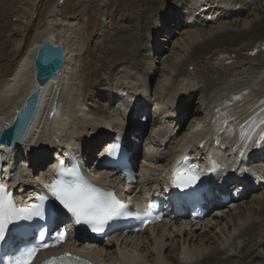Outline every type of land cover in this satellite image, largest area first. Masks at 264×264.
Here are the masks:
<instances>
[{"label": "bare ground", "instance_id": "6f19581e", "mask_svg": "<svg viewBox=\"0 0 264 264\" xmlns=\"http://www.w3.org/2000/svg\"><path fill=\"white\" fill-rule=\"evenodd\" d=\"M118 1L119 10L116 8L112 13L113 16L117 15L115 21L119 23L118 26L109 32L107 30V34L104 29L101 30L102 40L95 43L93 40L84 46L77 35L83 28L80 25L82 17L80 19L63 16L58 6L62 0H58L50 7L44 23L36 28L32 40L12 73L0 75L1 130L12 121L25 98L34 88L33 59L42 43L50 38L56 43L62 41L65 45L67 52L65 65L60 74L45 88L39 110L27 136L12 149L0 147V177L10 188L12 183L19 180L15 193H23L22 199L27 203L36 199L38 191L41 192L45 188V183H51L54 180L55 165L66 160L72 151L87 152L85 160L89 159L91 163H94V155L91 154L93 148L104 146L108 142L105 140L109 139L111 142L115 132L128 139V132L117 125L128 119L127 108L138 96L148 102L150 107L153 105L156 107H153L154 113L150 122V116L144 115L142 119L140 118L143 123L146 121L149 134H145L147 136L143 139L145 153L144 161L138 172L139 178L135 182L133 193L126 194L130 199L139 195L146 200L152 191L159 189L162 176L165 175L167 168L177 161L180 154H185V162L190 160L189 155L191 154L196 157L195 163L211 160L212 154L218 151V149L204 147L207 142H210L211 136L218 131H221L223 136L228 135L234 127L239 126L238 123L236 124L239 117L235 115L236 108L233 106L235 109L231 106V108L226 107V110L222 112L223 119L214 120L211 126L207 124V117L206 120L203 118L201 110L208 112L210 116L215 111L214 109L225 106L231 98L248 92L256 95L259 89L263 90L264 77L262 79L261 75L264 68L262 69L261 66L249 65L248 62L249 66L222 67L217 70L215 66L210 65V60L215 51L224 49L226 60L231 58L232 61H236L237 58L240 61L241 57L246 56L241 53V50L251 47L255 41L264 43V19L262 18L264 17V0H254V3L251 0H218V4L222 2L224 6L210 7L209 11L214 13L222 10L224 15L230 14V18L221 16L216 20L222 19V22L219 21L216 25L211 26L210 24L207 26L209 28L202 26L199 29L195 28L199 31L194 30L192 33L187 31L182 34H180L179 27L187 24L186 16H184L187 13H182L185 18H181L180 9L177 6L181 8L187 4L188 0ZM195 1L199 9L200 5L207 6L211 3V0ZM108 3L109 5L114 4L111 0ZM232 4H235V7L232 8ZM127 7L129 10H125ZM236 7L241 8L240 11H237ZM238 14H240L239 18ZM172 18H175L178 24L171 21ZM203 23V20L196 19L195 25L197 27ZM172 27L173 30H171ZM146 31L154 32L152 37L163 34L166 38L169 34L173 35L172 37L180 34L185 45L180 38L177 40L182 43L184 49L190 46V51L186 57L179 52L165 54L161 43L156 42L152 37H147V34L145 37ZM88 53H90V58L87 56ZM253 55L264 63V54L255 52ZM156 63L164 66L161 69L162 73H170L169 68L172 65L178 69L173 82L170 83L167 75L157 76ZM190 66L194 67L195 72L192 71L194 74L190 72ZM103 70H106L107 74L103 75L100 80L88 84L84 94L87 85L86 77ZM185 78L198 80L196 83L193 81L190 83L191 81ZM59 85H63L62 89L67 91L66 99H61L57 94ZM255 85L259 86L258 90L254 88ZM150 86L153 87L152 92L147 95L148 93L145 94V92L150 90ZM182 86L189 100L192 101L193 98V106L187 105L189 102L183 104L186 101L183 99L184 94L180 96L179 101H173L169 105L170 98L176 95L179 97L177 92L181 91ZM53 87H55L53 97L46 101ZM237 90H239V95L236 93ZM169 92L175 96L169 98ZM262 94L264 95V92ZM54 96L58 101L60 100L59 111L56 106L49 108L55 99ZM156 97L159 98L156 100ZM250 102L251 99L246 103ZM176 104L178 108H174ZM253 104L252 102L251 105L255 106ZM165 105L167 108L164 107ZM183 105L185 127L184 122L179 121L177 113L179 107ZM48 109L54 113L53 120H49L46 116ZM137 110L148 112L150 108L144 109L143 106H138ZM190 115L194 116L191 122ZM204 115L206 116V113ZM254 116L249 118L246 116L247 119L243 120L242 124H258L255 121L259 119L255 120ZM175 120L180 123L178 130H175L177 125L173 126L174 129L171 128ZM217 121L220 123L216 124ZM110 124L116 126L111 127ZM138 124H141V121H136V116H134L132 124L128 122L127 126L133 125L134 128V125ZM103 125H106L108 131L103 128ZM182 127L184 128L180 131ZM144 128L142 130L145 131ZM238 130L235 129L239 132ZM205 135H208L206 143L196 149L197 142ZM130 136L136 145H140L142 138ZM260 138L264 141V138ZM225 139L226 137L222 143ZM128 141L135 146L133 141L130 139ZM263 141L257 146L255 145L257 142L253 140L245 148H241L237 142H233L232 146H230L231 143L225 142L224 155L228 156L226 158L224 155L221 156L224 160V167L214 168L219 176L218 192L229 191L230 185L235 182L238 186L236 192H241L242 188L247 185L242 194L246 192L249 185L255 186L252 194L242 201L238 199V196H234L236 201L232 202H236L237 205L233 209L226 210L227 202H229V198H226V204L212 211L200 224L195 225L187 221L171 224L164 221L148 227L142 233L116 234L106 242H90L80 238L78 239L79 245L68 243L59 249L81 250L95 264H264V225L261 226L263 222L257 219L264 217V192L256 193L262 186L259 182L260 173L256 168L264 167L262 164L264 162ZM87 142L91 143L90 146L85 148L80 146L81 143ZM96 144L98 146H95ZM132 144L129 148H136ZM141 146H138L133 154L134 163L137 161L138 149ZM188 146L194 148L191 154ZM52 148L56 150L52 151ZM108 151L109 148L106 147L100 154H95V157L107 155ZM48 152L51 154L47 155L43 161L38 159ZM201 153L205 159H202V156L199 157ZM230 160L231 163H228ZM236 162L238 163L237 169ZM47 165H50L49 168ZM242 170H245L243 174L246 177H243ZM91 173L93 174L92 171ZM110 180L122 191L128 187L122 177L114 175L109 177ZM140 185L147 189L141 191ZM211 188L213 189L214 185ZM210 243L214 246H207V244L212 245ZM114 244L118 245L117 249H112ZM249 244L252 247H249Z\"/></svg>", "mask_w": 264, "mask_h": 264}, {"label": "rangeland", "instance_id": "374dc122", "mask_svg": "<svg viewBox=\"0 0 264 264\" xmlns=\"http://www.w3.org/2000/svg\"><path fill=\"white\" fill-rule=\"evenodd\" d=\"M57 1L58 0H0V75H10L12 73L16 63L21 58V56L25 52L27 46L29 45L30 41L32 40V37H33V34H34L36 28L40 24L44 23L50 7ZM109 1L110 0H94V1L93 0H62V2L58 5L60 7L59 8L60 9V13L63 16L77 17V18H80V19L82 17L80 25L83 28L81 30V33H77V35L80 37V42H83L84 46H86L88 42L90 43L93 40H94V43L96 41L102 40L103 36H102V34L100 32L101 30L104 29V31L106 33L107 30L109 32V31H111L112 29H114V28H116L118 26L119 23H117L115 21L117 15L113 16L112 13H113V11L116 8L119 10V8H118L119 6H117L119 1L118 0H111L115 5L112 4V3H111V5H109L110 4V3H108ZM140 1L141 0H139V2ZM212 1H213V3H212ZM210 2L211 3H209L207 6L205 4L200 5V9L198 7H196L197 5L195 4L196 3L195 0H188L187 4L183 5L181 8H180V6H177V8L180 9L181 18H185L184 16H186L185 20H187L186 21L187 24L181 25L179 27V29H181L180 34H182L183 32L186 33L187 31H189L191 33L194 32V30L195 31H199L198 29L201 28L202 26H206L207 27L210 24H211V26L216 25L217 23H219V21L222 22V19L216 20L217 18H219L221 16H223L222 18H224L225 16L227 18L228 17L230 18V16H229L230 14L229 15L228 14L224 15L225 13H222V10L221 11L217 10L214 13L210 12L209 11L210 7L224 6V4L222 2L218 4V2H219L218 0H211ZM251 2L254 3V0H251ZM188 5H189L190 8L188 7ZM225 5H228V4H225ZM239 5H241V4H239ZM194 7H195V9H194ZM231 7L232 8L235 7V4H232ZM196 9H198V11ZM235 9H237V7ZM240 9L241 8L237 9V11H240ZM242 9H244V8H242ZM125 10H129V7L125 8ZM188 12H189V14H188ZM190 12L192 14H190ZM194 12H195V14H193ZM182 13H184V14L187 13V14L184 15ZM101 14L102 15L104 14L105 17L101 16ZM197 14H199V15H197ZM201 14H202V16H200ZM208 14H210V15H208ZM192 15H193V17H192ZM204 15L205 16L207 15L208 19H207V16L203 17ZM237 16L239 18L240 14H238ZM262 18L264 19V17H262ZM196 19L203 20L204 23L201 26L197 25V27H196V25H195ZM170 20L173 21L175 24H178V21L175 18H172ZM192 20H194L193 23H192ZM191 24H192V26H191ZM195 28H198V29H195ZM207 28H209V27H207ZM173 29L174 28L172 27L171 30H173ZM153 33L154 32H152V31H150L149 33H148V31H146L145 37H146V34H147V37L150 38V37H152ZM180 34H176L174 37H172L173 35L171 36L169 34L166 38L164 37L163 34H157V37L154 36V37H152V39L155 40L156 42L161 43V45L163 46L165 54H168L169 52H179V54H182L183 57L184 56L186 57L187 53H189V51H190V46H186V48L184 49V47L182 46V43H180V41L177 40V38H180V40H182ZM258 39H261V38H258ZM258 43L259 42L255 41L252 44L251 47L241 50L242 51L241 53L243 55L245 54L246 56L245 57H241L240 61H239V59L237 60V58H236V61L235 60L232 61L231 58H230L231 61H230L229 58H227V60H226V57L224 55L225 54L224 49H219V50L214 52L215 54L213 53V55H211L212 59L210 60V62H211L210 65L211 66H215L217 68V70L221 69L222 67H233L234 66V67L237 68V67L249 66L251 64L252 65H256V66H261V68L263 69L264 68V63H262L261 60H259L257 58V56L253 55V53H255V52H257V54L260 53L261 55L264 54V43L263 42H260L259 44ZM256 44H257V46H256ZM183 45H185L184 41H183ZM261 49H262V51H261ZM87 56H88V58H90V53H88ZM181 59H183V58H181ZM253 59H255V60H253ZM242 61H244V62H242ZM240 62H242V63H240ZM248 62H249V65H248ZM156 67H158L157 68V74H158L157 76L158 77L161 74H163L165 76L167 75V77H169L170 83L173 82L174 76L178 72L177 71L178 69L176 67H174V65H172L169 68L170 73H168V72L162 73L161 72V69L164 67L161 63H156ZM189 70H190V72L192 74H194L195 71H194V67L193 66H190ZM192 71H194V72H192ZM106 74H107V71L103 70L101 72H97V73L92 74L90 77H86V84L87 85L85 86V84H84V86H85L84 94L87 91L86 87L88 86V84H90L93 81L95 82V81L100 80L102 78V76L106 75ZM157 76H156V78H157ZM263 77H264V71H263V73L261 75L262 79H263ZM185 80H188V81L190 80L191 81V82L189 81L190 83H192V81H193V83H196L197 82L196 80H198V79L194 80L192 78L191 79L185 78ZM188 81H186V82L188 83ZM155 82H156V80L152 83V86H154ZM186 82H184V83H186ZM54 88L55 87L52 88V91H51L50 94L48 93V96L46 97V101L50 100L53 97ZM62 88H63V85H59L58 86L57 94L59 95V97L61 99H66L67 98V96H66L67 95V91H65ZM152 88L150 86V90L148 92H145V94H147V93H148L147 95L151 94ZM183 88L184 87L182 86L181 87V91L177 92V94H179L178 95L179 97H177V95L176 96L173 95V93L172 94H170V92L168 93L169 98H170V96H173V97L175 96L176 97V98L175 97L174 98H170L169 99L170 102H168V104L169 103L171 104V102H173V101L174 102L179 101L180 100V96L182 94H184L183 99H186V101L183 104H187L189 102L187 105L193 106V98H192V101H191V99L189 100L188 96L186 95V91H185V89L183 90ZM254 88L256 90H258L259 86L255 85ZM261 89L258 90L256 95L253 92H248L246 94H242V95L240 94L239 95L238 94L239 90H237L238 92L236 91V93H237V95H239V97L231 98V99L228 100V102H227V104L225 106L222 105L221 107H217L216 109H214L215 111H213V114L210 115L211 117L208 115V112H206L204 110H201V112H202V114L204 116L203 118L206 120V117H207V124L209 123V125L211 126V123L214 124V120H216L218 118L219 119H223L222 112L226 110V107L228 108L230 106L231 107L233 106V107L236 108V114L235 115H237V118L239 117V119L237 120L236 124L238 123L239 126L236 125L237 127L236 128L234 127V129L231 132H229L228 135H224V137H226V139H225L226 143L227 144L231 143L230 146L233 145V142H237L239 144V146L241 145V148H245L247 146V144L250 143L253 140L257 142V143H255V145H257V146L262 144L263 139L261 140L260 137L264 138V130H263V127H264V107H263L264 103H262V102H264V95L262 94L264 92V87H263V90H261ZM87 94L89 95L90 93L88 92ZM54 97H55L56 100L54 99L52 101V103L50 104L49 108L51 109L53 106H56L57 110L59 111V107L58 106L61 105L60 100L58 101L57 97L56 96H54ZM158 98L156 97L155 99L157 100ZM250 99H251V102L249 104L246 103ZM160 100L162 101V98ZM166 100L168 101V97L166 98ZM61 101H63V100H61ZM140 102H141V104H140ZM252 102L254 103L253 105H255V106L251 105ZM147 103L148 102H146L144 99H140L139 96H138L137 99L133 100L132 103L127 108L128 120L126 121V124L128 122H131V124H132V119H133L134 116H136V121H137V120H141L144 115L150 116L149 117V122H150L151 117L153 116V113H154L153 107H156V106L153 105V106H151L152 107L151 108ZM138 106H143L144 109L146 107H149L150 110L148 112H146V110H145V112H142L141 110H137ZM177 106H178V104H176L174 106V108H178ZM164 107L167 108V105H165ZM183 108H184V105L179 107V109L177 110V113L179 114V121H183V118H184V110H183ZM235 108H233V109H235ZM47 112H48V115L46 114V111H45V114H46L47 118L49 120H53L55 118L54 113H51L49 109H48ZM205 113H206V116L204 115ZM247 114H249V115H247ZM246 116H247V118H249L250 116H254L255 120L259 119V120L255 121V123L258 122V124H259V123H261V121H262V123L259 124V125L258 124H254V123L253 124H247V123L242 124V121L247 119ZM189 119H190V122L193 121L194 116L190 115ZM183 122H184L183 124H184V127H185L186 120L183 121ZM217 123L219 124L220 122L217 121L216 124ZM253 125H255V126L253 127ZM173 126L174 127L176 126L175 130H178L180 128V123L177 120H175L174 123L172 124V127H171V128L174 129ZM184 127H182L180 129V131ZM251 127L253 129H251ZM209 129H211V127ZM235 129H237V130L239 129L238 130L239 132L235 131ZM257 131H258V133H257ZM148 132L149 131L146 130L145 134H149ZM255 134H257V135H255ZM146 136L147 135L143 136V139L146 138ZM236 137H237V140H236ZM139 138L141 139V137H139ZM141 142H140V145H142V146L139 147V149H138L139 153H138L137 159L140 156H142V158H143L144 157V153H145L144 141H141ZM90 144L91 143H88V142L87 143H81L80 146L85 148L87 146H90ZM95 146H98V144H96ZM54 148H52V151L56 150ZM257 149H261V148H257ZM51 152L46 153V155L42 154L38 159L43 161L44 158L47 155L51 154ZM219 153H220L219 154L220 157L222 155H224V148H222V150H219ZM227 156L228 155H224V157H227ZM143 161H144V159H143ZM228 163H231V160ZM262 164H264V162ZM140 167H141V165L139 166V168ZM256 169L260 173L259 182L262 183V186H260L258 188L256 193L262 194L264 192V167H259V168H256ZM243 172H245V170H242V175H243V177H246L243 174ZM25 173H27V172H25ZM235 179H236V177H235ZM230 186L231 187H230L229 191H231L233 199L229 198L228 199L229 202H230V200H231V202L232 201H236L234 199L235 195L238 196V199L240 201H242L243 199H245L248 196H250V194H252V192L254 191V187H255L253 185H249L248 189L246 190V192L244 194H242L244 192L245 188H247V185H245L242 188L241 192H236V189L238 187L236 185V182L234 184L230 185ZM229 202H227L228 203V207L226 208V210L233 209L235 207V205H237L236 202L235 203L232 202V205ZM225 213H226V211H225ZM252 218H254V217L252 216ZM263 218L264 217L257 218L260 222H263V223H261V226L264 225V219ZM210 244H212V245L207 244V246H214L213 243H210ZM117 246L118 245L114 244L112 246V249H117ZM249 247H252V245L249 244ZM261 252H262V250H261Z\"/></svg>", "mask_w": 264, "mask_h": 264}, {"label": "snow or ice", "instance_id": "6c2138e0", "mask_svg": "<svg viewBox=\"0 0 264 264\" xmlns=\"http://www.w3.org/2000/svg\"><path fill=\"white\" fill-rule=\"evenodd\" d=\"M2 146L0 144V147ZM108 155H112V153L109 152ZM213 167L215 168V165ZM58 171L63 174L62 170ZM67 175L71 179L57 180L50 187H46L59 202V205L75 218V223L85 224L91 228V231L100 233L110 221L124 215H131L126 211L125 205L111 191H104L85 181L75 169L70 170ZM197 179L198 176L193 174L190 169L177 168L174 172V180L178 187H186ZM35 215L39 216L41 213L37 212ZM144 215L145 217L151 215V208L146 210ZM31 218L32 213L27 209H17L6 189L0 187V241L5 239L7 225ZM41 237H43V233H41ZM64 239L65 234L61 232L55 238V243H61ZM40 247L47 248L49 245L27 247L21 251L20 255L13 258L10 264H32ZM65 258H69L67 254L65 257L54 259H58L60 264H63Z\"/></svg>", "mask_w": 264, "mask_h": 264}, {"label": "water", "instance_id": "95a60500", "mask_svg": "<svg viewBox=\"0 0 264 264\" xmlns=\"http://www.w3.org/2000/svg\"><path fill=\"white\" fill-rule=\"evenodd\" d=\"M67 52L62 41L56 43L46 39L37 50L33 59L34 88L25 98L12 121L0 130V144L12 149L28 134L39 110L45 88L60 74L65 65ZM59 107V106H58ZM220 138H216L218 144Z\"/></svg>", "mask_w": 264, "mask_h": 264}, {"label": "clouds", "instance_id": "9594fccd", "mask_svg": "<svg viewBox=\"0 0 264 264\" xmlns=\"http://www.w3.org/2000/svg\"><path fill=\"white\" fill-rule=\"evenodd\" d=\"M220 135H221V139H220V141H219V143L218 144H220V142H221V144L217 147V148H215V149H218V151H215L213 154H212V157L213 158H215V159H217V160H219V164H221L222 165V167H224V165H223V163H224V160H222L221 159V157L219 156V150H222V148H224V150H225V142L224 143H222L223 142V140H224V136L221 134V131H220ZM220 138V137H219ZM206 142L205 141H202V142H200V147H202L204 144H205ZM217 144V143H216ZM188 145H190V143H188ZM182 147H184V145L182 146ZM198 145L196 146V149H198V148H200ZM188 148L190 149H188L189 150V153H191L192 151H193V149L194 148H190L189 146H188ZM182 149V148H181ZM226 158V157H225ZM213 169H214V167H213ZM230 169L232 170V168L230 167ZM219 177V176H218ZM217 176H211V178H210V183H211V187H212V185H214V188L212 189L211 187V189L213 190V191H215V190H217L218 191V186H219V178H218ZM213 182H214V184H213ZM226 190H227V188H225ZM224 189V190H225ZM222 193H225V194H230V197L229 198H232V193H231V191H223ZM231 205H232V202L230 201L229 202ZM226 204V201H219V202H215L213 205H212V207L207 211V213L204 215V217L200 220V222L198 223V224H200L212 211H214V210H216L217 208H221L223 205H225ZM187 220V217H182L181 218V221H186ZM180 221V222H181ZM193 224V223H192ZM196 225V224H195Z\"/></svg>", "mask_w": 264, "mask_h": 264}]
</instances>
